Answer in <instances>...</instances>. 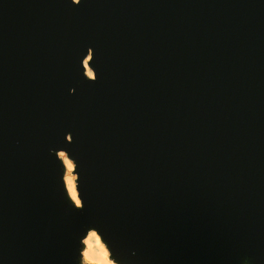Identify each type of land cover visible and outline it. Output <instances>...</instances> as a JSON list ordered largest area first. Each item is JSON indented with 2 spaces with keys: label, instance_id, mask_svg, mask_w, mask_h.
I'll return each mask as SVG.
<instances>
[{
  "label": "water",
  "instance_id": "water-1",
  "mask_svg": "<svg viewBox=\"0 0 264 264\" xmlns=\"http://www.w3.org/2000/svg\"><path fill=\"white\" fill-rule=\"evenodd\" d=\"M90 230L264 264V0H0V264H83Z\"/></svg>",
  "mask_w": 264,
  "mask_h": 264
},
{
  "label": "bare ground",
  "instance_id": "bare-ground-1",
  "mask_svg": "<svg viewBox=\"0 0 264 264\" xmlns=\"http://www.w3.org/2000/svg\"><path fill=\"white\" fill-rule=\"evenodd\" d=\"M77 1V0H75ZM88 60L89 57L85 60V68H86V73L89 77H93V71L90 69L88 66ZM60 158L62 159L65 167H66V175L64 178L65 185L67 188V192L70 196V198L74 201V203L77 206H80V199L78 196V191H77V185H76V180L73 179L72 174L70 172L73 164V160L69 158L66 152H60L59 153ZM101 236L95 231V230H90L89 233L87 234L86 238L83 240L84 243V250H83V260L85 262H91L93 260H99L104 258V252L107 253V259L111 262V264H119L115 262L113 259H109V250L108 248L104 247L102 244L99 243V238ZM111 258V257H110Z\"/></svg>",
  "mask_w": 264,
  "mask_h": 264
},
{
  "label": "rangeland",
  "instance_id": "rangeland-1",
  "mask_svg": "<svg viewBox=\"0 0 264 264\" xmlns=\"http://www.w3.org/2000/svg\"><path fill=\"white\" fill-rule=\"evenodd\" d=\"M74 170H75V164H74V161H73L72 168H71L70 172L72 174L73 179L77 180V175L74 173ZM99 243L102 244L105 248L107 247L106 244L102 241L101 237L99 238ZM109 256H110V254H109ZM109 259L111 260L110 257H109ZM83 264H86V262L84 260H83Z\"/></svg>",
  "mask_w": 264,
  "mask_h": 264
},
{
  "label": "clouds",
  "instance_id": "clouds-1",
  "mask_svg": "<svg viewBox=\"0 0 264 264\" xmlns=\"http://www.w3.org/2000/svg\"><path fill=\"white\" fill-rule=\"evenodd\" d=\"M86 264H89V262H86ZM90 264H111V262L107 259V253L104 252V258L99 260H93L90 262Z\"/></svg>",
  "mask_w": 264,
  "mask_h": 264
},
{
  "label": "snow or ice",
  "instance_id": "snow-or-ice-1",
  "mask_svg": "<svg viewBox=\"0 0 264 264\" xmlns=\"http://www.w3.org/2000/svg\"><path fill=\"white\" fill-rule=\"evenodd\" d=\"M70 139L73 141V136L72 135H71ZM80 205L81 206L78 209L83 210V208H84V202L82 201V199H81ZM111 254L113 255V253H111Z\"/></svg>",
  "mask_w": 264,
  "mask_h": 264
}]
</instances>
